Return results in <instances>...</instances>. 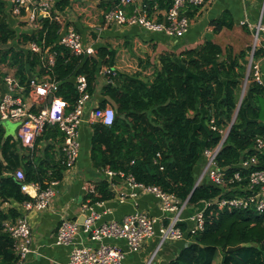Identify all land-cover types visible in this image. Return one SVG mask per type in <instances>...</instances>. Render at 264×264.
I'll use <instances>...</instances> for the list:
<instances>
[{
    "label": "trees",
    "instance_id": "obj_1",
    "mask_svg": "<svg viewBox=\"0 0 264 264\" xmlns=\"http://www.w3.org/2000/svg\"><path fill=\"white\" fill-rule=\"evenodd\" d=\"M116 1L100 0L98 6L104 13ZM147 2L150 7L156 3L164 8L171 0ZM4 5L5 2L0 0L2 44L13 34L1 19ZM67 5L69 0H60L55 7L63 10ZM198 9L188 7L187 16L194 19ZM40 24L37 31L23 35V38L39 43L43 40L44 50L55 53L51 67L40 54L14 48L0 51V62L14 69V75L21 83L29 77L28 73L39 77L49 74L59 82L56 95L73 106L79 96L75 76L84 75L88 92L93 94L99 64L112 65L115 51L100 46L95 48L94 56H74L57 44V22L42 18ZM212 25L214 32L233 27L226 15L213 20ZM250 50L249 46L234 52L232 47H222L216 41L206 39L179 52H162L159 64H149L147 74L121 71L114 76L105 74L108 80L100 91L105 99L99 106L111 104L114 120L111 125L90 124V166L93 170L102 171L106 167L131 174L137 182L157 186L181 201L187 199L189 205L202 207L206 200L220 195L222 188L208 182L195 186L194 169L201 159L202 149L214 147L221 138L218 131L210 128V118L213 116L218 127L224 128L235 115ZM257 54L255 48L253 57ZM51 126L39 140L50 136L55 142L61 140L57 126ZM256 136L264 138V85L249 79L234 122L216 158L227 177L238 169L235 164L243 156L256 155L258 158L257 164L248 170L264 168V155L253 149ZM11 139L0 131V205L9 200L21 202L29 198L20 190L21 181L14 177L17 168L23 170L24 181L36 182L40 188H45L51 180H61L65 170L52 144L45 146L43 151L25 155ZM113 196L108 182L102 177L85 198L92 204ZM14 216L13 208L0 207V264H13L17 259L12 239L1 224ZM204 217L203 229L189 235L190 242L167 264H213L217 254H220V264H264V212L213 204L205 208ZM179 225L183 229L187 226L185 222ZM243 243L251 245L226 250Z\"/></svg>",
    "mask_w": 264,
    "mask_h": 264
},
{
    "label": "built area",
    "instance_id": "obj_2",
    "mask_svg": "<svg viewBox=\"0 0 264 264\" xmlns=\"http://www.w3.org/2000/svg\"><path fill=\"white\" fill-rule=\"evenodd\" d=\"M6 1L10 3V12L13 16L22 17L28 8V22L37 23L39 16L41 19L57 22L59 25L57 44L67 48L72 55L78 57L95 55L92 43L86 42L75 27H62L63 20L50 0ZM147 1L150 0H117L103 13L104 24L139 26L146 31L162 32L169 37L179 38L187 32L192 22L186 14L187 8L202 7L215 0H171L170 5L165 9H161L156 3L150 7ZM252 30L254 42L248 55L247 81L250 79L258 85H264V71L253 57L258 32L264 31V23L259 21ZM26 44V50L40 54L48 67L54 64L55 53L50 49L44 50L43 40L40 43L37 40H27ZM101 73L104 76L116 74L110 67L102 68ZM2 82L4 88L0 86V127L4 122L15 124V134L12 135L11 140L15 142L19 152L25 155H31L34 151H43L45 146L52 144L65 170L73 168L78 160L82 122L86 119L90 123L101 122L104 125H111L114 120V108L111 104H106L104 107L96 105L85 117L86 104L92 94L88 92L87 80L82 74L74 78L79 96L73 106L56 95L59 82L51 78L49 74L41 77L30 75L24 83H21L14 73L6 71ZM49 97L50 102H48ZM51 125L57 126L61 133V140L55 142L51 136L39 140L45 129L48 126L52 127ZM209 126L212 130L218 131L221 138L214 147L202 149L200 161L203 163V170L196 179V185L208 182L221 187L220 195L206 200L202 207L189 205L187 199L181 201L175 195L164 192L157 186L135 181L131 174L125 175L121 171L115 172L105 167L102 172L110 188L113 187L115 178L125 179L130 186L131 198L142 193L152 194L158 200L159 209L164 216H153L142 209H136L118 220L111 219L94 225L99 213L88 199L80 205V212L86 214L84 221L79 223L77 219H61L55 243L70 245L75 235L81 230L88 234L90 240L97 242V245L73 246L66 264H121L125 252L116 244L103 242V240L124 239L128 251L136 252L142 248L147 239L156 235V225H158V241L147 261L149 264L165 242L187 239L189 235L201 231L205 222L204 210L207 206L217 204L229 209L254 208L258 213L264 212V168L248 170L251 165L257 164V156L241 157L235 164L238 169L227 177L224 168L217 164L216 158L227 135L228 127H218L213 116L209 120ZM253 149L256 153L264 155L263 137H255ZM244 170H246L245 173ZM13 174L21 181L20 190L29 197L19 203L24 211H42L50 205L54 195L53 186L59 180H51L45 188H40L36 182L24 181V172L21 168H17ZM89 191L92 192L93 188ZM230 192L234 193L230 194ZM120 196L124 197L123 194ZM188 208H191V213L184 217L183 211ZM182 222L187 224L185 229L179 225ZM1 224L2 229L12 239V246L17 256L13 264H24L26 255L32 250V233L26 216L18 214L2 221Z\"/></svg>",
    "mask_w": 264,
    "mask_h": 264
},
{
    "label": "crops",
    "instance_id": "obj_3",
    "mask_svg": "<svg viewBox=\"0 0 264 264\" xmlns=\"http://www.w3.org/2000/svg\"><path fill=\"white\" fill-rule=\"evenodd\" d=\"M3 1L5 5L1 19L7 23L13 34L6 43H0V51L14 48L25 52L27 51V40L23 38V35L29 36L32 32L37 31L41 27V19L38 18V24H34L24 21L22 19L24 15L20 18L13 16L10 12V3L6 0ZM58 1L60 0H50L54 7ZM99 2L100 0H69V5L65 6L63 10L56 9L63 20V28L73 26L86 42L92 43L94 48L105 46L115 51L112 65L106 66L100 63L97 68L95 91L86 104L85 117L91 109L105 99L100 91L108 78L101 73L102 68L110 67L115 72H143L147 74L150 72H147L149 64H159V56L162 52H179L195 47L206 39H212L221 46L232 47L233 43L231 42L225 41L223 43L224 37L232 31L240 32L244 39L240 42H244L245 48L252 47V35L254 34L252 27L259 21L264 23V0H215L211 4L199 7L198 13L192 19L187 32L176 38L169 37L162 32L146 31L139 26L106 25L103 22V10L98 6ZM224 15L228 16L233 23V27L231 29L223 27L220 31L214 32L212 21ZM243 21L244 23H242ZM257 40L256 49H258V54L254 59L259 63L261 70L264 71V31L258 32ZM244 46H240V48L243 49ZM144 65L148 67L144 68ZM7 68L6 64L0 62V86L2 89L4 88L2 79L6 71L12 73L15 71ZM28 75L30 76V73ZM7 123L15 126L12 122H4L0 127V131L6 136L12 137L13 134L8 131ZM90 124L89 120L85 119L80 125L81 147L78 160L73 168L64 170L62 179L53 186L54 195L46 209L42 211H24L19 205L20 202L15 200L5 201L0 205L1 208H13L16 215L26 216L29 223L32 233V250L26 255L24 264H66L73 246L97 245V242L90 240L88 234L81 230L75 235L72 244L61 245L55 243L57 228L61 219H77L82 214L80 212L81 203L88 200L85 197L89 189L93 188L94 183L100 178H104L101 170L94 169L87 173L85 170L90 166L89 140L92 134ZM114 181L113 187L110 188L114 196L102 201V203H92L94 209L99 213L94 225L111 219L118 220L136 209H142L153 216H164V213L159 209L158 200L152 194L142 193L135 198H131L132 196L129 194L130 186L126 180L115 178ZM121 194H123V198H121ZM188 211V209L184 210L183 214L187 215ZM157 232L158 225H156V235L147 239L142 248L136 252L128 251L124 239H104L103 242L116 244L125 252L121 264H147L149 257L156 248ZM189 242V238L165 242L157 250L149 264H167Z\"/></svg>",
    "mask_w": 264,
    "mask_h": 264
},
{
    "label": "rangeland",
    "instance_id": "obj_4",
    "mask_svg": "<svg viewBox=\"0 0 264 264\" xmlns=\"http://www.w3.org/2000/svg\"><path fill=\"white\" fill-rule=\"evenodd\" d=\"M102 17H103V15H102ZM107 25H110V26H112L113 24L111 23V24H107ZM250 38V37H249ZM256 38V37H255ZM241 40H244L243 39V37H242V35L240 34V32L238 31V33H236V32H231L229 35H226L225 37H224V39H223V43H225V41L226 42H231V43H233V45H231L232 47H233V50H234V52H237L239 49H241L240 48V46H244V42H240ZM254 42V36L252 35V43ZM252 45V44H251ZM222 47H225V45L224 46H222ZM246 47V45L244 46V48ZM145 60V59H144ZM248 64V63H247ZM7 69H10V67H8ZM246 70V69H245ZM10 72V71H9ZM248 82H249V79H248V81L246 82V85H245V82H244V79L242 80V82H241V90H242V87L243 88H245L246 89V87H247V84H248ZM240 94H241V92H240ZM244 95V94H243ZM238 104H239V101H238ZM230 123V122H229ZM7 125H8V131L10 132V134H15V126L13 125V124H9V123H7ZM229 126V124L227 125V127ZM85 170H86V173L88 172V171H93V168L91 167V166H89V167H87V168H85ZM202 170H203V163L199 160L197 163H196V165H195V169H194V172H195V176H196V179L199 177V175L201 174V172H202ZM190 209L191 208H188V214L187 215H184V214H182L184 217L185 216H188L191 212H190ZM186 210V209H185ZM184 212V211H183ZM213 264H220V254H217L216 255V257H215V259H214V261H213Z\"/></svg>",
    "mask_w": 264,
    "mask_h": 264
},
{
    "label": "water",
    "instance_id": "obj_5",
    "mask_svg": "<svg viewBox=\"0 0 264 264\" xmlns=\"http://www.w3.org/2000/svg\"><path fill=\"white\" fill-rule=\"evenodd\" d=\"M22 19H23L24 21H28V19H29V9H28V8H26L25 14H24V16L22 17ZM39 19H41V16H39ZM248 70H249V68L247 67V68H246V73H245V76H244V82H245V85H246V81H247V77H248ZM244 91H245V88L242 87L241 94H240V97H239V104H240L241 98H242V96H243V94H244ZM50 100H51V98L49 97V98H48V102H50ZM239 104L237 105V109H238V107H239ZM237 109H236V112H237ZM236 112H235L234 117L232 118V120H231L230 123H229L228 129H227V134H228V132H229V130H230V128H231L233 122H234V119H235V116H236ZM226 136H227V135H226ZM225 138H226V137H225ZM225 138H224V140H225ZM195 186H196V182H195ZM192 191H193V190H192ZM192 191H191V193H192ZM191 193H190V195H191ZM190 195H189V196H190ZM85 217H86V214L83 213V214H81V215L77 218V221H78L79 223H82V222L84 221ZM250 245H251L250 243H246V244H245V243H243V244H238V245H236V246H230V247H228L226 250H227V251H232V250H236V249L240 248L241 246H250Z\"/></svg>",
    "mask_w": 264,
    "mask_h": 264
}]
</instances>
